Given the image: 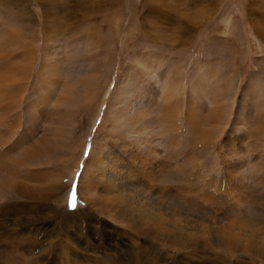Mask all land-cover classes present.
Masks as SVG:
<instances>
[{
  "label": "rangeland",
  "instance_id": "obj_1",
  "mask_svg": "<svg viewBox=\"0 0 264 264\" xmlns=\"http://www.w3.org/2000/svg\"><path fill=\"white\" fill-rule=\"evenodd\" d=\"M0 175V264H264V0H0Z\"/></svg>",
  "mask_w": 264,
  "mask_h": 264
},
{
  "label": "bare ground",
  "instance_id": "obj_2",
  "mask_svg": "<svg viewBox=\"0 0 264 264\" xmlns=\"http://www.w3.org/2000/svg\"><path fill=\"white\" fill-rule=\"evenodd\" d=\"M243 105V104H242ZM240 113L241 114H245V111L244 110H240ZM117 114H119V116L120 115H122V111H118L117 112ZM126 113H125V111H124V115H125ZM136 115V114H135ZM135 115H134V118H135ZM138 115V114H137ZM139 116H140V118H142L141 116H143V114H139ZM145 116V115H144ZM125 119L127 118L128 120V123H129V125H131V126H135V125H137L138 123H146L143 119H140V118H136V119H132V117L130 116L129 118L128 117H124ZM141 121V122H140ZM14 134V133H13ZM94 160V158L92 157L90 160H89V162H87V165H91V163H92V161ZM87 167V166H86ZM89 169V168H88ZM14 176V175H13ZM97 181V180H96ZM10 181H9V179H7V178H4V177H1V175H0V191L1 190H3V189H7V188H9L10 187ZM18 186H14L12 189H14V191L15 192H19V189L17 188ZM94 196H92L91 198L92 199H94L93 198ZM91 201V200H90ZM213 229H216L217 231H218V233H221V228H208V234H211L212 233V231H213ZM226 229H233V228H226ZM247 229V231H248V228H246ZM262 230L263 229H261V228H258V234H260L261 232H262ZM211 232V233H210ZM228 232V231H227ZM232 232V231H231ZM233 233V232H232ZM226 234H224L223 235V237L222 238H220V239H218V240H216V242H219V244H221V246H224V247H226V251L228 250V252H231V253H235V252H238V249H237V247H236V245H238L239 244V239H237L236 237L235 238H231V237H228L227 235L225 236ZM230 235V234H229ZM236 235V234H235ZM188 238H193V235L192 236H189ZM227 238H228V241H226L227 240ZM224 239H226V240H224ZM224 241L223 243H222V241ZM176 241V238H173V242H175ZM209 241V240H208ZM249 242V238H246L245 239V243H248ZM212 243H215L214 242V240L212 239ZM216 244V243H215ZM218 245V244H217ZM189 245L188 244H180V247H182V248H185V247H187V248H189L188 247ZM210 247V246H209ZM217 247V246H216ZM219 250H220V248H218ZM223 249V248H222ZM237 249V250H236ZM243 249L244 250H246V251H248V250H250V251H256L257 253L256 254H258V250L261 252V254H259V255H264V244H260L259 246H258V248H254V247H249V246H244L243 247ZM219 250H217V251H219ZM224 250V249H223ZM233 250H236V251H233ZM225 251V253L226 254H228L227 252ZM220 252V251H219ZM189 253V252H188ZM221 253V252H220ZM230 254V253H229ZM228 260V259H227ZM227 262V261H226ZM141 263V262H140ZM230 263V262H229ZM143 264V263H142Z\"/></svg>",
  "mask_w": 264,
  "mask_h": 264
}]
</instances>
